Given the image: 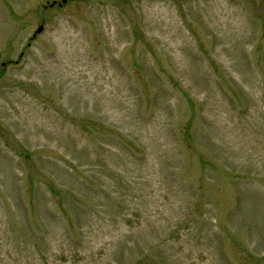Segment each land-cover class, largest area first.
Returning a JSON list of instances; mask_svg holds the SVG:
<instances>
[{
    "label": "rangeland",
    "instance_id": "rangeland-1",
    "mask_svg": "<svg viewBox=\"0 0 264 264\" xmlns=\"http://www.w3.org/2000/svg\"><path fill=\"white\" fill-rule=\"evenodd\" d=\"M0 264H264V0H0Z\"/></svg>",
    "mask_w": 264,
    "mask_h": 264
},
{
    "label": "trees",
    "instance_id": "trees-1",
    "mask_svg": "<svg viewBox=\"0 0 264 264\" xmlns=\"http://www.w3.org/2000/svg\"><path fill=\"white\" fill-rule=\"evenodd\" d=\"M92 149V148H91ZM84 150V149H83ZM83 152V151H82ZM93 152V151H92ZM90 153H91V150L89 149V150H86L85 151V153H82V154H84L85 155V157L89 160L91 157L90 156H92V155H90ZM138 212H139V210H138ZM137 213V212H136Z\"/></svg>",
    "mask_w": 264,
    "mask_h": 264
},
{
    "label": "water",
    "instance_id": "water-1",
    "mask_svg": "<svg viewBox=\"0 0 264 264\" xmlns=\"http://www.w3.org/2000/svg\"><path fill=\"white\" fill-rule=\"evenodd\" d=\"M63 2H65V0H63ZM54 3V2H53ZM43 26L42 25H39L36 29L37 32H40L42 30ZM33 36H35V34H33ZM4 64V63H2Z\"/></svg>",
    "mask_w": 264,
    "mask_h": 264
}]
</instances>
